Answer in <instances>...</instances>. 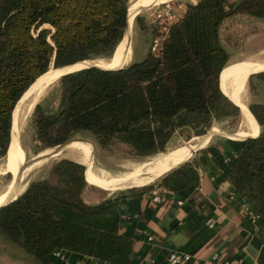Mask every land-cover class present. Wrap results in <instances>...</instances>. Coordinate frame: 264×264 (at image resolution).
I'll use <instances>...</instances> for the list:
<instances>
[{"label":"trees","instance_id":"trees-1","mask_svg":"<svg viewBox=\"0 0 264 264\" xmlns=\"http://www.w3.org/2000/svg\"><path fill=\"white\" fill-rule=\"evenodd\" d=\"M128 1L0 0V159L8 153L12 113L23 92L51 64L61 68L115 53L126 30ZM236 12L264 17V0L189 3L158 52L149 49L119 68L88 66L62 75L57 106L39 102L33 111L36 152L88 131L101 146L121 141L135 154L151 155L165 151L179 129L202 134L214 120L238 114L240 107L221 88L229 53L220 38L221 23ZM137 20L143 27L142 17ZM259 73L264 81V70ZM249 109L261 131L244 139L229 178L264 217V104L250 103ZM89 172L70 157L55 161L49 177L30 181L0 207V235L42 264H52L58 249L128 264L133 239L120 229V199L153 184L88 202ZM159 182L179 189L198 183L199 171L185 161Z\"/></svg>","mask_w":264,"mask_h":264},{"label":"crops","instance_id":"crops-1","mask_svg":"<svg viewBox=\"0 0 264 264\" xmlns=\"http://www.w3.org/2000/svg\"><path fill=\"white\" fill-rule=\"evenodd\" d=\"M131 58L132 48L128 62L121 59L119 51L112 60H97L102 67H120L130 63ZM254 123L255 136L261 128L259 124L257 133L255 118ZM216 132L221 133L214 127L210 134L201 135H208L204 139L193 143L190 140L181 146L172 143L165 151L155 153L158 154L153 159L155 162L139 170L140 176L148 174L141 177L145 183L129 184L128 187L144 186L185 161H191L199 171V182L196 184L171 189L158 182L135 192H125L121 197L122 213L130 217L122 219L120 229L133 239V251L128 264H171L169 254L173 250L190 252L201 264H210L209 259L214 251L224 253L229 264H264V217L253 223L246 216L241 208L243 197L229 178L231 164L243 147V142L239 144L234 139L244 138L222 131L225 138L210 142ZM166 166L168 168L155 176L149 174ZM107 180L109 182L105 186L110 189L124 188L128 184L112 178ZM155 194L166 195L167 199L156 201L153 199ZM209 218L214 220L213 226L208 225ZM149 235L153 238H149ZM64 253L65 259L53 253L52 264H66V261L68 264H77L79 260L88 264H108L93 255L69 250H64ZM185 264L193 262L187 261Z\"/></svg>","mask_w":264,"mask_h":264},{"label":"rangeland","instance_id":"rangeland-1","mask_svg":"<svg viewBox=\"0 0 264 264\" xmlns=\"http://www.w3.org/2000/svg\"><path fill=\"white\" fill-rule=\"evenodd\" d=\"M197 1L198 0H165L164 2L158 1L153 4L150 3L148 7H144L135 16L129 28V33L131 36L130 45L132 48V58L130 63L134 60H141L149 51V49L158 52L162 41L168 33L169 26L186 12L189 3H196ZM129 3L130 0L128 1V5H130ZM137 16L142 17L144 23L143 27L139 25ZM220 38L222 44L225 46L229 53L227 64L223 70V73L225 74L226 67L232 60L244 59L264 49V17H259L245 12L233 13L227 16L221 23ZM112 55L114 56V53ZM111 56H105V58H91L107 61L112 60L113 57ZM96 64L99 63L97 62ZM54 69H57L56 66L51 64L49 71ZM259 72L252 73L247 81L245 101L248 106L250 103L255 102L264 104V81L261 79ZM59 94V81L54 80L52 84L48 85L39 99L44 107L55 108L58 104ZM257 110L260 111V109ZM261 112L264 113L263 110ZM241 116L242 113L240 110L238 114L228 115L216 119L213 121L210 128L202 134H196L195 130L191 127L179 129L169 139L167 148L172 143L174 145L178 144V146H181V144L185 145V142H188L190 140H193L191 142L193 143L198 140L204 139L208 135L201 138L195 136L210 134V132H213L214 127L221 131V133H214L211 137L210 142H218L219 140L225 138V135L222 133V131L232 135L238 134L241 131ZM258 130L259 124L257 133ZM20 132V143L22 144L26 159L27 156L31 158L42 152H45L50 147H53L50 146L36 152L37 141L35 139L33 113L30 114L28 118L22 121ZM91 136L92 135L88 131L79 132L74 136V138L76 139L72 140L70 143L61 145L62 147H60V149L59 147H56L55 149L57 151L55 153L50 155L47 154L42 160H39V157L34 162L35 167L30 172L27 180H25L28 181L29 184V182L34 179L49 177L52 165L55 163V161L62 157H74L73 159L77 158L76 160L84 162L77 153L75 154L71 152L70 149L65 148L67 145L82 146L90 151L94 158L93 168L89 167V178L93 185H89L86 188V190L84 191V198L88 202H97L100 198L110 196L118 192H125L128 191V188H130L128 187L129 184H126L124 188H106L105 185L109 182V180L107 179L118 178L134 171H139L142 169L144 170L148 165L155 162V160L153 159L158 155L151 154L143 156L135 154L128 144L121 141H114L110 145L101 146L97 144L91 138ZM244 139L234 140L241 144L242 142H244ZM7 157L8 153L0 159V166L5 164V160ZM84 165H86V163ZM86 167L88 169V166ZM13 173L14 172L4 173L0 170V193L1 191H4V189L8 185V182L11 181V174ZM147 175L148 174L145 173L142 174L141 177ZM161 177L162 176L155 178L149 184L158 183ZM140 179V177L136 178L135 181L139 182ZM137 187H141V185H137ZM0 264L41 263H39L18 243L6 238L5 236L0 235Z\"/></svg>","mask_w":264,"mask_h":264},{"label":"bare ground","instance_id":"bare-ground-1","mask_svg":"<svg viewBox=\"0 0 264 264\" xmlns=\"http://www.w3.org/2000/svg\"><path fill=\"white\" fill-rule=\"evenodd\" d=\"M158 1H165V0H130L129 15H128L129 26L125 33V36L123 37L122 41L117 46V49L114 53L113 58L119 51L121 59H123L124 62L129 61V53L131 49V45L129 42V40L131 39V37H129L130 36L129 28L132 24V21L135 18V16L144 7H148L150 3L153 4ZM97 62L99 64H96ZM91 64H96L100 66L99 60L90 59V60L85 61L84 63H80L76 65H69L70 67L66 66L67 68H64L65 67L64 66V67H61V68L59 67L51 71L48 70L46 73L40 76L31 87H29L26 90L23 97L18 102L15 108V111H14L12 142L9 147L8 157L6 158L5 164L0 166V170L3 171L4 173L5 172H14V173L12 174L13 177L11 181L8 182L7 187L4 189V191L0 193V203L6 202L9 200V198L11 199L12 197H15L16 195H18L20 192H22L26 188L28 184V181H26L27 177L29 176L32 169L35 167L34 162L42 154H44V152H42L36 156L31 157V159H28V160L25 158V153L22 148V144L20 143V133H21L20 131H21V122H22V119L25 115L27 108L29 106H33V104L41 97V95L46 90L48 85L52 84V82L57 79L59 74H61L62 72L68 71V70H73V69L77 70V68L84 67V66L91 65ZM107 65H111V64H107ZM112 65H115V64L112 63ZM262 70H264V49L244 59L232 60L231 62L228 63L226 70H225V74L222 73V75L224 74L223 77H221L222 90L225 91L228 97L230 96V98L231 97L234 98L237 101V103L240 104V107H241V113H242V116H241L242 118L240 121L241 131L237 135H239L242 138H246L255 133L254 117L252 116L249 106L245 101L247 81L252 73L259 72ZM24 100H25V103H24ZM13 141H14V144H13ZM58 147L60 149V147L62 146H58ZM55 148L56 147L49 148L45 152H47L48 155L53 154L57 151ZM65 148L70 149L71 152L75 154L77 153L78 156H80L81 159L86 163V166L93 167L94 158L90 151H88L82 146L67 145ZM166 168H168V166L164 168H159L155 170L154 173L149 172V174L155 176L158 173H160L162 169H166ZM139 177L141 178L139 171H134L124 176H121L118 178H112V179L118 182H124L128 184L145 183L142 178L140 179L139 182L135 181V179Z\"/></svg>","mask_w":264,"mask_h":264},{"label":"built area","instance_id":"built-area-1","mask_svg":"<svg viewBox=\"0 0 264 264\" xmlns=\"http://www.w3.org/2000/svg\"><path fill=\"white\" fill-rule=\"evenodd\" d=\"M153 199L159 202L165 201L167 199L166 195L161 194H155L153 196ZM179 203H182V200H179ZM242 211L246 214V216L254 223L257 222L261 214L245 199L243 198L242 203ZM122 219L129 218L130 215L127 213L121 214ZM207 223L209 226L214 225V220L212 218H209L207 220ZM149 238H153L152 235H149ZM56 256H59L63 259H65V253L64 249H58L53 252ZM169 260L171 264H185L187 261H192L193 264H201L198 258H196L192 253L181 251V250H173L169 254ZM210 264H229L230 261L228 258H226L225 254L221 251H214L210 256ZM66 264H68V261H66ZM77 264H88L86 262H83V260H79ZM90 264H98L97 262H92Z\"/></svg>","mask_w":264,"mask_h":264},{"label":"water","instance_id":"water-1","mask_svg":"<svg viewBox=\"0 0 264 264\" xmlns=\"http://www.w3.org/2000/svg\"><path fill=\"white\" fill-rule=\"evenodd\" d=\"M128 26H129V21H128V16H127V26H126V30H125V33H126V31H127V29H128ZM125 33H124V36H125ZM123 36V37H124ZM123 39V38H122ZM121 39V40H122ZM121 42V41H120ZM119 42V43H120ZM118 43V44H119ZM118 46V45H117ZM116 50V49H115ZM115 52V51H114ZM88 66H98V65H96V64H91V65H87V66H84V67H88ZM57 67V66H56ZM98 67H101V66H98ZM120 67H123V66H120ZM80 68H83V67H80ZM80 68H77V69H80ZM102 68H119V67H102ZM74 70H76V69H73V70H68V71H65V72H62L61 74H59L58 75V77H57V79L56 80H58L62 75H64V74H66V73H68V72H71V71H74ZM220 76H221V74H220ZM31 86V84L28 86V88ZM27 88V89H28ZM222 88V87H221ZM26 89V90H27ZM25 90V91H26ZM25 91L23 92V94L21 95V97L19 98V100L17 101V103L20 101V99L23 97V95H24V93H25ZM235 104H237L239 107H240V104H238L235 100H233L232 98H230ZM40 102V99H38L34 104H33V106H29L28 108H27V110H26V112H25V115H24V117H23V119H22V121L23 120H25L26 118H28L29 117V115L30 114H32L33 113V111H34V109H35V107H36V105L38 104ZM17 103H16V105H17ZM24 103H25V100H24ZM16 105H15V108H16ZM15 108H14V110H13V113H12V130H13V124H14V111H15ZM240 109H241V107H240ZM21 124H22V122H21ZM260 128H261V124H260ZM261 131V130H260ZM248 137H255V136H248ZM247 138V137H246ZM21 139V138H20ZM74 139H76V138H72V139H69V140H67V141H65V142H63V143H60V144H57V145H54L53 147H58V146H61V145H66V144H68V143H70L72 140H74ZM11 142H12V140H11ZM11 142H10V145H11ZM10 145H9V147H10ZM9 151V148H8V150H7V152ZM48 153L47 152H44V154H42L41 156H40V159L39 160H42L43 158H45V156L47 155ZM6 155H7V153H6ZM27 155V154H26ZM28 159H31L30 157H28L27 156V160ZM79 161V160H78ZM5 162H6V160H5ZM81 162V161H80ZM81 163H83V164H85L84 162H81ZM13 176H12V174H11V178H12ZM10 178V179H11ZM86 178V177H85ZM86 180H87V178H86ZM88 181V180H87ZM89 182V181H88ZM24 191V190H23ZM22 191V192H23ZM2 192V191H1ZM22 192H20L18 195H16L15 197H13V198H11V199H9L8 201H6V202H2V203H0V207L1 206H3V205H5V204H7V203H9V202H11V201H13L14 199H16Z\"/></svg>","mask_w":264,"mask_h":264}]
</instances>
